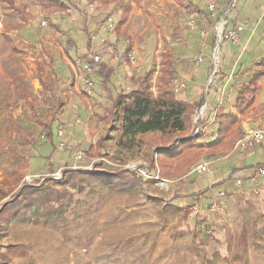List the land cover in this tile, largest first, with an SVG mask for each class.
Returning a JSON list of instances; mask_svg holds the SVG:
<instances>
[{"label": "rangeland", "instance_id": "rangeland-1", "mask_svg": "<svg viewBox=\"0 0 264 264\" xmlns=\"http://www.w3.org/2000/svg\"><path fill=\"white\" fill-rule=\"evenodd\" d=\"M13 1L12 4L10 0H0V189L9 193L3 197L0 192V209L8 201L24 199V194L17 196L27 180L43 184L44 188L64 191L65 223L60 221V227L55 228L31 219L20 221L17 217L1 223L0 232L4 234L0 238L1 252H7L13 245L18 247L17 252L20 251V254H9V263L264 264V175L254 185L244 176L259 166L264 167V147H257L250 154H239L241 150L236 145L234 149L227 147V152L235 154L215 162L214 167L222 171L225 180L220 188L217 185L212 188L208 185L210 172L194 170L198 163L213 157L206 154V150L200 149L203 153L195 151L202 147L197 146L199 138L202 142L209 140L203 128L205 124L199 133L195 132L196 114L192 115L191 126L186 130L127 135L122 130L118 113L115 110L110 113L112 97L119 91L127 92L136 87L132 77H138L153 66L157 69L159 66L160 70L165 50L172 51L174 67L180 65L177 74L179 69L192 70L199 83L205 81L200 96L204 95L208 102L203 116L208 121L214 122L212 108L220 100V95L215 97L213 90L219 84L222 68L236 72L228 85L225 82L227 87L223 95L226 105L229 94H233L232 103L235 102L238 88L251 76H243L240 69H235L238 64H224L220 60L221 68L215 77L217 83L206 88L212 74L213 61L209 57L214 48L209 36L210 32L214 33L212 23L216 22L207 11V1L202 6L204 0H107L112 2L110 5L72 0L69 10L52 13H48L39 0ZM254 1L240 0L237 13L231 15L227 26H240L241 44H235L245 45L247 49L251 43L255 54L261 56L264 55V7L261 6L264 0ZM126 2L132 7L136 5V16L133 13L130 18L131 33L117 38L118 42L116 36H122L123 26L118 22L123 12L115 8L116 4ZM190 2L192 6H188ZM22 12L33 15V19L23 27H16L22 22ZM191 12H198L194 27L190 24ZM109 16L113 17V24L108 22ZM200 24H203L202 29ZM128 46L135 50V63L125 57H129ZM91 53L100 54L102 61L99 63L104 60L107 67H112L109 65L112 60L117 62L109 83L104 85L100 64L91 62ZM200 53L206 61L198 64ZM105 54L109 55L106 59ZM247 54L240 67L245 65L248 67L245 71H252V74L264 69V65L258 66ZM86 62L92 63L91 73L82 69ZM177 74L171 79V91L175 83L186 82V77ZM157 76L155 73L152 78L154 95L158 91ZM84 77L94 81L92 95L84 90ZM234 82L230 93L229 85ZM187 84L184 90L173 91L178 98H185ZM140 87L144 88L145 84ZM52 108L57 111L49 138L34 116L45 120ZM210 127L216 128V123ZM101 137L105 138L102 148L88 153L89 146ZM229 138L226 134L220 145L224 146ZM189 140L190 144L186 145ZM227 143L229 146L230 142ZM174 144L184 147L183 154L187 155L181 160L190 156L194 161L189 174L170 180L160 176L158 168L152 169L151 162L160 151H169ZM24 160L29 161L25 177L21 180L11 177ZM99 160L102 161L99 168L104 172L123 169L127 176L137 172L143 178V183L136 186L137 192H113L99 183L86 185L85 182L86 188L80 192L68 183H59L65 168H92ZM238 161L246 167L235 168ZM239 177L243 181L236 185ZM219 189L227 192L223 217L209 212L210 196ZM200 191L204 194L202 199L196 194H201ZM152 197L157 200L150 199ZM199 199L205 219L185 207ZM52 203L48 207L34 204L32 208L40 212L57 206L56 202ZM167 203L179 204L181 209L167 207ZM9 216V211L3 214L5 218ZM204 224L209 226L210 233ZM238 243L241 249H235Z\"/></svg>", "mask_w": 264, "mask_h": 264}, {"label": "trees", "instance_id": "trees-1", "mask_svg": "<svg viewBox=\"0 0 264 264\" xmlns=\"http://www.w3.org/2000/svg\"><path fill=\"white\" fill-rule=\"evenodd\" d=\"M10 1L13 4L14 1ZM71 1L72 0H39L41 5L45 8L46 11H48V13H52L55 10L61 12L69 10ZM88 1H96L97 3L106 5L112 4V2H109L107 0ZM227 3L228 0H224L222 5H220L218 17L223 13ZM116 5L117 7L115 9H120L123 12L121 20L119 22L120 25H123L126 23L128 14L131 11V3L126 2L124 5ZM190 5L192 6L191 2L188 4V6ZM195 9L199 13H203V10L200 7L195 6ZM21 15L22 22L16 27H23L25 23L33 17V15L24 12H22ZM211 44H215L214 33L212 35ZM124 54L126 55V52ZM125 57L127 58V60L129 59L127 55ZM161 57L162 60L160 61V70L157 76L158 91L156 95H154V92L152 90V78L153 74L156 71V67L153 66L138 77L131 78L136 85L135 88L127 92L119 91L116 97H112V102L110 105L112 106V108L110 109V113L115 111L116 113H118L119 118H121L122 130L127 135L156 130L161 131L164 134L186 130L191 126L192 115L197 114L199 109L205 103V99L203 97L204 95L189 102L178 98L174 94L173 90H170L169 85L171 83V79L176 75L172 58V51L165 50L162 53ZM99 64V72L102 74L101 76L105 85L106 83L110 82V77L114 72V68L107 67L104 62ZM257 65H264V55L261 60L257 62ZM263 75L264 69H260L256 73L251 75V77L242 84L236 95L233 106L236 109L237 113L244 114L245 111L253 105L256 94L261 87L259 84V80ZM144 84L145 87L141 88L140 85ZM61 105L62 104H60V106ZM56 111L57 110L53 108L49 110V113L45 120H40L36 115L34 116L35 121L42 126L44 134L49 138H51L52 136V125L55 120ZM261 112H264V103L257 105L252 109V114L254 116H258ZM215 120L217 126L215 128V138L207 142H202L199 138L197 142V146L208 147L206 154H209L210 156L218 155L224 151H229L226 150L227 147L230 149H234L237 141L244 134V130L240 124L239 116L238 114L233 113L232 110H219L215 114ZM196 123L199 126H203L206 123L205 117L200 116L198 122ZM226 134L230 138L229 141H225L223 143L224 146H222L220 145V143H222L223 138ZM104 140L105 138L101 137L95 144L89 146L87 152L91 153V150H94L95 148L100 150L104 144ZM227 142H230L229 146ZM185 144L189 145L190 140ZM219 145L222 147L218 148L220 147ZM183 150L184 147L181 144H174L173 148H170L169 151L162 150L157 158L152 159L151 168H158L160 176L166 177L170 180H176L189 174L191 172L190 167L193 163L192 161H194V157L188 156L186 160H181L180 156L181 154H183ZM197 153H203V150H200ZM101 164L102 161L99 160L94 164L92 168H65L63 177L61 178V181L59 183H68L71 187L76 188L80 192L85 190L87 184L99 183L101 184V186L109 187V189L113 192L120 193H125L131 190L133 192H137L136 186H139L143 183V178L135 171L132 172V176H127V172L123 169L104 172L99 168ZM174 164L176 165L175 167ZM28 169L29 161L24 160L23 165L18 168L11 175V177L16 178L17 180H21L25 177ZM84 182L86 185L84 184ZM40 185L41 184H34L26 180V183L17 196V198H19L24 194V199L16 201L13 200V202L8 201L3 205V207L0 209V224L7 223L10 220V217H17V219L20 221H27L28 219H31L34 223L43 222L44 224H48L55 228L60 227V221H63L65 223L63 204V197L65 194L64 191H58L57 189L51 187L44 188L45 186H43V184L41 186ZM0 192H2L3 197L9 194L3 189H0ZM53 197L58 198L54 199V201ZM150 199L157 200L156 197H152ZM52 201L56 202L57 206H52V208L49 207L48 209L42 210L40 212L36 208H32L34 204H37L41 207H48L53 204ZM165 205L172 209H181V206L179 204L177 205L167 203ZM6 211H9L11 215L8 218L3 217V214ZM55 213L57 216L54 215ZM3 235L4 234L0 232V238ZM242 236V238L244 239L245 234L243 233ZM239 243H241V241ZM239 243L235 245V249H241L242 246H240L241 244ZM17 250L18 247L16 245L9 246L7 252H1L0 250V261L2 262V264H10L9 254H20V251L17 252Z\"/></svg>", "mask_w": 264, "mask_h": 264}, {"label": "built area", "instance_id": "built-area-1", "mask_svg": "<svg viewBox=\"0 0 264 264\" xmlns=\"http://www.w3.org/2000/svg\"><path fill=\"white\" fill-rule=\"evenodd\" d=\"M224 0H207V11L210 13V16H213L216 22L212 23L214 35H215V44L213 48V52L211 54L210 60L213 61L211 71L212 74L209 78V81L206 85V88H210L212 85H215L216 82V74L219 73L220 68H221V55L220 51L222 50V47L224 46V42H233L236 44H241V39H240V32H241V27L238 25L234 26H227L228 19H231V15L237 13V5L240 0H228V3L223 11L222 14L219 15L218 18V10L220 8L221 3ZM121 13V12H120ZM198 15L197 12H192L191 13V19H190V24L192 27L195 26V17ZM108 22L113 24V17L109 16L108 17ZM92 39H95V36H92ZM128 44H130V39H127ZM222 45V46H221ZM129 49V57L130 61L135 63L136 62V56H135V50L131 48ZM92 56V61L93 63H99L102 61V57L100 54L96 53H91ZM205 57L203 53H200L197 57V63L201 64L204 63ZM83 71L86 72H92V63L86 62L83 65ZM139 70V67H138ZM83 87L84 90L86 91L87 95H92L94 93V81L93 79L89 77H84L83 80ZM173 91L178 92L181 90H184L186 87V82H177L173 86H171ZM208 108V102L207 100L203 104V106L199 109L198 113L195 115V121L198 122L200 116H204V113L206 112ZM197 127L195 129L196 133H199L201 131V126H199L196 123ZM61 134V133H60ZM257 147H264V128H254V127H245L244 128V134L243 136L237 141L236 143V148L241 150V151H248V150H253ZM194 170L197 171L198 173H203V172H211V162L210 161H203L199 164H197L194 167ZM264 175V167L259 166L253 173L249 174L246 178V180L250 184H257L258 178L260 176ZM242 178H237L235 181L236 185H240L242 183ZM227 197V192L224 189H219V191L215 194L212 195L211 201L209 204V212L214 214L217 217H223L225 215V199ZM186 209L195 214V215H201L202 219H205L204 211L202 208L201 204V199L198 201L192 203L191 205L185 206ZM205 223V222H204ZM206 223L209 225V222L206 221ZM206 227V224H204ZM206 227V230L208 233L211 232V229Z\"/></svg>", "mask_w": 264, "mask_h": 264}, {"label": "crops", "instance_id": "crops-1", "mask_svg": "<svg viewBox=\"0 0 264 264\" xmlns=\"http://www.w3.org/2000/svg\"><path fill=\"white\" fill-rule=\"evenodd\" d=\"M203 1V0H202ZM207 0H204V3L202 4V6L205 4V2H206ZM253 1V0H252ZM254 2H256V0L254 1ZM134 4V3H133ZM262 4V3H261ZM262 7H264V5L262 4L261 5ZM135 7H136V5L134 4V6L132 7V9H131V11H130V14H129V19H127V21H126V23L125 24H123V26H122V29H121V31H120V35L122 34V36H119V34H117V36H116V40H118L117 38H119L120 39V37H125V35H126V33H131V30L129 29V27H128V25H129V22H130V18H131V16H132V14L134 13L135 14V16H136V10H135ZM253 8V10H255L254 9V5L252 6ZM192 13V12H191ZM198 13V12H197ZM200 14H202V15H205V12L203 11V13H200ZM120 20V19H119ZM118 20V21H119ZM119 23V22H118ZM200 28L202 29L203 28V24H200ZM116 31L118 32V29H119V26L117 25V27H116ZM212 35H213V33L211 34V32H210V36L209 37H211V39H212ZM124 40V39H123ZM125 41V40H124ZM211 41V40H210ZM118 42H120V40H118ZM209 43V42H208ZM210 44V43H209ZM250 45L248 46L247 45V47H249V48H245V45H236L235 43H225L224 44V46H223V54H222V56H221V60H222V62H224V64H226V63H234V64H238L237 66H236V68L235 69H240L242 72H243V76L244 75H248V74H250V75H253L252 74V71H245L248 67H246L245 65H242L241 67H240V65H241V62H242V58H243V56H244V54L247 52L248 54H249V56H250V58L253 60V62L255 63V64H257V62H259L260 60H261V58L263 57V55H256L255 54V51H253V49L252 48H254V46H251V43H249ZM166 45H168L167 43H166ZM191 45H193V44H191ZM124 46V45H123ZM164 46H165V44H164ZM166 47V46H165ZM168 47V46H167ZM126 48V47H125ZM127 48H129V46L127 47ZM209 48V47H208ZM208 48L206 49V53H207V51H208ZM246 49V50H245ZM245 50V51H244ZM124 52V51H123ZM247 54V55H248ZM109 57V55L108 54H105V56H104V58L106 59V58H108ZM175 57H177V59H179L180 60V56H178V54H176L175 55ZM179 60L178 61H176V62H179ZM113 61V62H112ZM110 63H109V65H112V67L113 68H117V62H115V60H112ZM103 62H104V60H103ZM199 66H201V65H199ZM178 67H180V65H178V66H176V67H174L175 68V71H176V74L178 73L177 71H178ZM222 67H223V65H222ZM114 69V70H115ZM225 68H222V72H220V75H219V77H218V80H219V84H218V86L216 87V88H214V90H213V92H214V96L216 97V96H218V95H220V100H219V102H218V105H216L215 107H213L212 108V110H214L213 112V115H214V122L213 123H211V121H208V119H207V117H205V119H206V123H205V126H203V128H204V131H206L207 132V135H208V139L209 140H206V142L207 141H211V140H213L214 138H215V136H216V134H215V128L214 127H210V126H212L213 124H215L216 123V120H215V114L219 111V110H221V109H226V110H232V112L233 113H236V114H238V116H239V119H240V124H241V126L243 127V128H245V127H256L257 128V126H264V112H261L258 116H254L253 114H252V109L255 107V106H257V105H260V104H263L264 103V75L260 78V80H259V84H260V90L258 91V93L256 94V97H255V101H254V103H253V105L251 106V107H249L246 111H245V113L244 114H239V113H237V111H236V109L233 107L234 106V103H232V96H233V94H229L228 96H229V101H227V103L229 102V104L228 105H226V103H225V101H224V89H226V84L228 85L230 82V78H232V77H234L235 75V73L233 72V70H224ZM158 70H159V66H158V69L156 68V71H155V73L157 74L158 73ZM199 72V71H198ZM154 73V74H155ZM202 73H204V72H202ZM182 76V77H186V82L188 83L187 84V92L185 93V98L183 99V100H185V101H192V100H195V99H198V96L200 97V95L201 94H203V88H204V86H205V81L204 82H201V83H199V81H198V78L196 77V74H194V72L192 71V70H188V71H184L183 69H179V74H177V76ZM251 76H249L248 77V79L250 78ZM247 79V80H248ZM246 80V81H247ZM245 81V82H246ZM223 82V84H221ZM225 82H226V84H225ZM229 82V83H228ZM245 82H243V83H245ZM242 83V84H243ZM234 84H235V82L233 83V84H231V85H229V90H230V88H231V91H230V93H232V90H233V86H234ZM242 86V85H241ZM240 86V87H241ZM240 87L238 88V91H239V89H240ZM226 91V90H225ZM238 91H237V93H238ZM237 95V94H236ZM197 97V98H196ZM235 98H236V96H235ZM235 100V99H234ZM208 122V123H207ZM209 130H210V132H209ZM209 132V133H208ZM217 148V147H216ZM200 149H203V150H208V147L207 146H202L201 148H199V149H197V150H195V151H198V150H200ZM255 149H257V148H255ZM255 149H253L252 151H250V150H248V151H239V154H246V153H248V154H250V153H252V152H254V150ZM161 152V151H160ZM159 152V153H160ZM235 153H230V152H224V153H221L220 155H217V156H213V157H211L210 159L208 158L207 160H204V161H210L211 162V166H213L212 167V169H211V172H210V174L212 175L210 178H208V185H210L209 187H212L213 188V186L214 185H217V187H221V182L223 181V180H225V178H224V176H223V173H222V171H219V170H217L216 169V167H214V164H215V162L216 161H218V160H221V159H225V158H229V157H232L233 155H234ZM187 154H181V156H180V158L181 157H183V156H186ZM182 159V158H181ZM201 162H203V161H201ZM200 162V163H201ZM199 164V163H198ZM244 163H242L241 161H238L237 163H236V166H235V168H237V169H239V168H244V167H246L245 165H243ZM176 165H174V167H175ZM252 172H250V173H248V174H246V175H244V176H248L249 174H251ZM234 174V171L232 172V173H230V175L228 176V177H231L232 175ZM215 175V179L213 180L212 179V177ZM240 178V177H239ZM228 179H230V178H228ZM200 192H202L201 194H199V193H196V194H198V198H201L202 199V197H204V194H203V191H200ZM213 195V194H212ZM212 195L210 196V199H211V197H212ZM211 201V200H210ZM211 223H213L212 221H210V224Z\"/></svg>", "mask_w": 264, "mask_h": 264}]
</instances>
